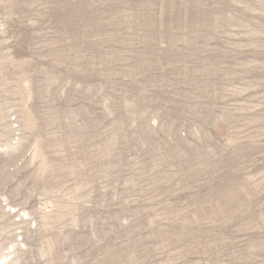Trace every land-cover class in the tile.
<instances>
[{"label":"rangeland","instance_id":"1","mask_svg":"<svg viewBox=\"0 0 264 264\" xmlns=\"http://www.w3.org/2000/svg\"><path fill=\"white\" fill-rule=\"evenodd\" d=\"M0 264H264V0H0Z\"/></svg>","mask_w":264,"mask_h":264}]
</instances>
